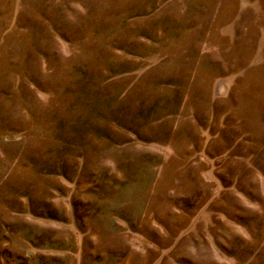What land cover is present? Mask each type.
Listing matches in <instances>:
<instances>
[{
    "label": "rangeland",
    "instance_id": "rangeland-1",
    "mask_svg": "<svg viewBox=\"0 0 264 264\" xmlns=\"http://www.w3.org/2000/svg\"><path fill=\"white\" fill-rule=\"evenodd\" d=\"M0 264H264V0H0Z\"/></svg>",
    "mask_w": 264,
    "mask_h": 264
}]
</instances>
